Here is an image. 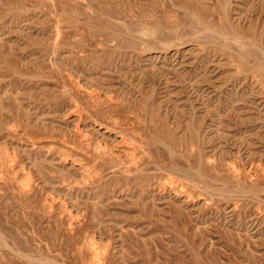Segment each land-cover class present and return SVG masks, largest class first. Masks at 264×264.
<instances>
[{"label": "rangeland", "instance_id": "374dc122", "mask_svg": "<svg viewBox=\"0 0 264 264\" xmlns=\"http://www.w3.org/2000/svg\"><path fill=\"white\" fill-rule=\"evenodd\" d=\"M0 264H264V0H0Z\"/></svg>", "mask_w": 264, "mask_h": 264}]
</instances>
